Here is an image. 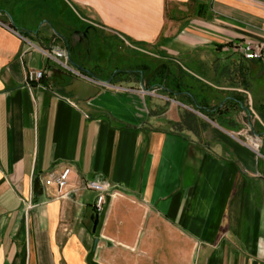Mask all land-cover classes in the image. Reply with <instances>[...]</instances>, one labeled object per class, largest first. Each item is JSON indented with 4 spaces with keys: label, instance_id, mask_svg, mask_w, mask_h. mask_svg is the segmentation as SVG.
Masks as SVG:
<instances>
[{
    "label": "crops",
    "instance_id": "crops-1",
    "mask_svg": "<svg viewBox=\"0 0 264 264\" xmlns=\"http://www.w3.org/2000/svg\"><path fill=\"white\" fill-rule=\"evenodd\" d=\"M0 19L20 34L0 24V264H264V61L225 47L264 44V0H0ZM65 166L107 184L100 211L43 184Z\"/></svg>",
    "mask_w": 264,
    "mask_h": 264
},
{
    "label": "built area",
    "instance_id": "built-area-1",
    "mask_svg": "<svg viewBox=\"0 0 264 264\" xmlns=\"http://www.w3.org/2000/svg\"><path fill=\"white\" fill-rule=\"evenodd\" d=\"M0 24L7 27L14 32L18 33L10 27L9 24L0 19ZM19 34V33H18ZM20 35V34H19ZM232 49L237 50L246 59H262L264 58V44L261 42L244 40L241 43H233ZM229 45V46H231ZM231 48V47H230ZM42 51L49 57L58 58L65 56V51L62 49L52 50V52L42 49ZM81 74L80 72H76ZM43 76V70L41 69H29L27 72V81L34 82L39 81ZM70 172L71 168L69 166L63 167L59 171H51L43 177L42 182L47 186H54L56 189V197L66 198L70 192L79 191L81 189H92L98 193L95 207L98 211L102 209L103 204L106 200L105 193L107 192V184L105 182H100L97 180H87L80 184L70 183ZM115 192L110 193V197L114 196Z\"/></svg>",
    "mask_w": 264,
    "mask_h": 264
},
{
    "label": "rangeland",
    "instance_id": "rangeland-1",
    "mask_svg": "<svg viewBox=\"0 0 264 264\" xmlns=\"http://www.w3.org/2000/svg\"><path fill=\"white\" fill-rule=\"evenodd\" d=\"M90 34H91V33H90ZM92 34H95V33L92 32ZM115 34H119V33L115 32ZM245 40H251V39H245ZM242 41H244V40L238 41V40H236V39H233V40L229 41L228 43H226V44H225V47H226V49H227L229 52H233V53H237V54L241 55L240 52H238L237 50L232 49V45H231V44H233V43H238V42L241 43ZM251 41H255V40H251ZM256 42H261V41H256ZM261 43H262V42H261ZM229 45H231V46H229ZM230 47H231V48H230ZM241 56H242V55H241ZM232 57L234 58L235 56H232ZM242 57H243V56H242ZM243 58H244V57H243ZM244 59H246V58H244ZM246 60L264 61V58H262V59H246ZM184 63H186V62H184ZM187 65H189V64L187 63ZM186 80H187L191 85L193 84L194 87H196L197 89L202 90V88L199 87L198 83H197L196 81H194V79H193L191 76H189ZM261 82H264V78H263V79H257V80L254 82V84H255V85H260ZM257 89H258V90L261 89V86L257 87Z\"/></svg>",
    "mask_w": 264,
    "mask_h": 264
}]
</instances>
